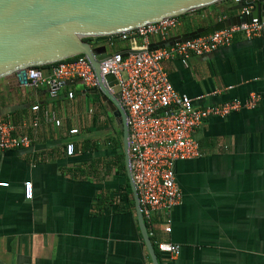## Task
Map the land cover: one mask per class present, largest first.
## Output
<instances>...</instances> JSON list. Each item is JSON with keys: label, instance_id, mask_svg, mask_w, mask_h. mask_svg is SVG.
Returning <instances> with one entry per match:
<instances>
[{"label": "crops", "instance_id": "obj_1", "mask_svg": "<svg viewBox=\"0 0 264 264\" xmlns=\"http://www.w3.org/2000/svg\"><path fill=\"white\" fill-rule=\"evenodd\" d=\"M237 4L222 0L185 13L167 39L242 15ZM162 41L153 37L151 44ZM141 45L140 39L119 40L109 50L129 53ZM164 67L196 106L251 92L261 100L253 109L205 119L195 133L202 155L176 163L182 199L171 212L172 231L163 229L161 212L154 224L156 239L178 243L181 253L170 258L159 251L160 264H264V34L248 39L237 33L229 46L192 55L188 63L174 57ZM43 71L49 76L51 67ZM94 88L80 79L66 81L51 97L48 85L0 79V115L32 139L28 147L0 154V182L6 183L0 184V264H153L135 203L125 196V178L97 181L71 170L98 156L79 150L83 140L98 139L105 125L111 132L118 128ZM46 110L61 123L45 121ZM69 142L75 144L72 155ZM104 148V155L114 152ZM27 181L33 183L32 199L25 197Z\"/></svg>", "mask_w": 264, "mask_h": 264}, {"label": "built area", "instance_id": "obj_2", "mask_svg": "<svg viewBox=\"0 0 264 264\" xmlns=\"http://www.w3.org/2000/svg\"><path fill=\"white\" fill-rule=\"evenodd\" d=\"M249 2L250 0H235ZM252 6L245 5L242 13L251 15ZM182 24L180 16H169L111 35L106 44H114V39H140L141 52H114L101 63L103 75L113 74L118 80L120 100L127 111L129 125V152L133 178L137 187L139 202L150 237H156L154 218L161 212L163 229L172 231L171 212L182 199V191L177 183L175 167L181 160L202 155L195 133L205 119L227 117L244 109L255 108L261 95L251 92L244 99L233 98L222 103L196 106L194 99L179 92L170 80L164 67L166 60L180 57L188 63L192 55H203L233 43L237 33L248 39L264 34V18L251 16L238 25L214 30L206 35L188 41H178L169 46L150 48L151 39L167 40L170 31ZM28 84L34 87L48 85L51 97L58 96L66 81L82 80L89 87L97 86L94 69L86 56L62 60L51 67L46 76L42 69L32 67L27 70ZM73 97V93H69ZM38 109L39 106L33 107ZM45 121L61 123L53 110H46ZM40 117L36 116L33 126L37 127ZM78 129H72L76 133ZM32 143L27 133H17L16 126L8 117L0 115V154L11 149L28 147ZM68 155L75 151V144L66 145ZM0 184H6L0 182ZM25 197L32 199L33 183L25 182ZM160 252L173 258L181 253L178 243L155 239Z\"/></svg>", "mask_w": 264, "mask_h": 264}, {"label": "water", "instance_id": "obj_3", "mask_svg": "<svg viewBox=\"0 0 264 264\" xmlns=\"http://www.w3.org/2000/svg\"><path fill=\"white\" fill-rule=\"evenodd\" d=\"M222 0H0V79L28 85L27 70L68 58L86 56L97 78L93 93L110 107L122 132L126 174L132 190L137 221L153 264H160L156 247L149 235L129 152L127 111L121 103L115 75H103L101 63L113 54L109 45L93 44L88 37L108 36L135 29L169 16H179ZM251 15L226 18L212 26H200L177 37L163 40L150 48L188 41L214 30L238 25L251 16L264 18V0H250ZM245 7L239 1L236 9ZM137 49L134 52H141ZM117 52V51H116ZM124 55L127 50L121 51ZM80 55V56H78ZM77 56V57H75Z\"/></svg>", "mask_w": 264, "mask_h": 264}, {"label": "trees", "instance_id": "obj_4", "mask_svg": "<svg viewBox=\"0 0 264 264\" xmlns=\"http://www.w3.org/2000/svg\"><path fill=\"white\" fill-rule=\"evenodd\" d=\"M180 17L183 15H179ZM111 35L108 36H97V37H88L87 40L90 41L93 44L100 43V42H106ZM118 39H114V42H118ZM80 56V55H78ZM77 57V56H75ZM74 57L68 58L67 60H70ZM55 63L47 64L38 66L39 69H45L47 67H52ZM107 126L105 125L102 127V129H106ZM108 143L110 145L109 149H112L114 151L112 154H106V155H99L102 151L103 144L98 139H85L82 141L81 146L79 147L80 151H93L94 153H97L98 156H93L91 160L85 161L79 164H75L71 170L75 175H80L83 178L88 179H95L97 181H103L107 177H109L114 171L117 172L120 176H123L125 178V189L126 193L125 196L128 198L130 203L134 205V199L132 190L129 184V180L126 174V166H125V158H124V152H123V146H122V132L119 128H114L113 131L109 134ZM107 195L103 192L99 194V201L103 202L106 200ZM151 239L156 247L158 255L160 254L159 249L155 243L156 237H152Z\"/></svg>", "mask_w": 264, "mask_h": 264}, {"label": "rangeland", "instance_id": "obj_5", "mask_svg": "<svg viewBox=\"0 0 264 264\" xmlns=\"http://www.w3.org/2000/svg\"><path fill=\"white\" fill-rule=\"evenodd\" d=\"M111 133V131L109 129H101V131L98 133L97 137H98V140L103 144V147L109 149L110 145L107 143L108 142V139H109V134ZM104 148V149H105ZM94 154H97V153H94ZM99 155H104V153L102 152H98ZM106 155V154H105ZM115 174V175H113ZM117 172H113L109 177L108 179H113L115 178L116 179V176H117Z\"/></svg>", "mask_w": 264, "mask_h": 264}]
</instances>
